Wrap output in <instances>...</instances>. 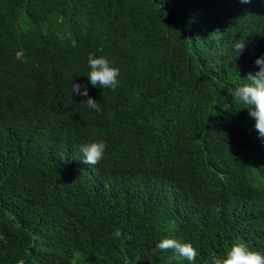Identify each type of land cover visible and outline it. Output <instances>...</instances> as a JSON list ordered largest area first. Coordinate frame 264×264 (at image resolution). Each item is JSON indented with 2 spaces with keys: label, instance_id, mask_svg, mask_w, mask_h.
<instances>
[{
  "label": "trees",
  "instance_id": "1",
  "mask_svg": "<svg viewBox=\"0 0 264 264\" xmlns=\"http://www.w3.org/2000/svg\"><path fill=\"white\" fill-rule=\"evenodd\" d=\"M0 264H264V0H0Z\"/></svg>",
  "mask_w": 264,
  "mask_h": 264
}]
</instances>
